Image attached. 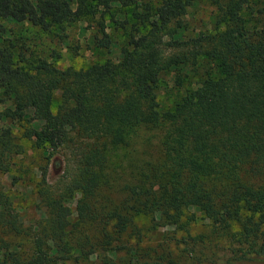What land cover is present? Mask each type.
Instances as JSON below:
<instances>
[{"label": "trees", "instance_id": "trees-1", "mask_svg": "<svg viewBox=\"0 0 264 264\" xmlns=\"http://www.w3.org/2000/svg\"><path fill=\"white\" fill-rule=\"evenodd\" d=\"M199 3L213 9L211 32L183 20ZM77 15L98 18L95 49L113 50L106 17L124 32L115 60L60 69L27 55L6 26L61 32ZM0 106L1 174L16 154L13 126L47 161L72 154L51 184L40 169L44 215L30 226L0 184V264H55L79 243L92 247L79 236L67 248L73 192L76 221L93 219L102 238L143 210L178 229L195 210L224 236L226 264H264V0H0ZM112 189L117 204L98 206ZM8 235L26 237L29 255Z\"/></svg>", "mask_w": 264, "mask_h": 264}, {"label": "rangeland", "instance_id": "rangeland-1", "mask_svg": "<svg viewBox=\"0 0 264 264\" xmlns=\"http://www.w3.org/2000/svg\"><path fill=\"white\" fill-rule=\"evenodd\" d=\"M144 1L155 5L158 0ZM212 12L213 9L210 6L199 3L186 11L183 20L189 31L211 32L213 30ZM77 20V24L73 22L61 32L52 31V33L41 32L27 23L6 26L9 27L10 36L26 49L27 55L54 62L60 69L69 67L78 70L92 63H102L107 59L115 60V47L124 41V32L114 28L107 17L105 18L106 32L110 35L113 48L110 53H107V50L95 49L91 44V37L99 35L96 32L98 18L77 15ZM56 54L59 55L57 61L54 60ZM58 96V91H54L51 103L53 110L58 104ZM161 97L162 94H159V100ZM3 107L0 106V111ZM22 125L28 126L24 123ZM5 126V120L1 118L0 128ZM10 138L16 154L9 158L10 160L4 161L7 173H0V184L10 198L12 210L18 221L27 227L44 215L36 195L41 185L40 169L46 165L45 184H51L64 175L63 164L71 161L72 154L63 150L55 153V157L47 161L40 150L33 148L31 142L22 137V127L13 126ZM136 146L141 153L139 157L144 158L141 152L144 149V142L143 148L138 144ZM104 195L108 203L98 202L100 207L110 208L120 199L119 192L114 189L105 191ZM69 197L70 199L65 201L69 211L68 221L71 225L67 227L69 234L66 240L67 248L71 247L70 239L75 241L79 236L87 242H93V246L81 248L78 242L80 249L71 247L72 250L68 252L69 255L67 254L69 257L65 256L61 262L56 261L55 264H226L228 253L224 248V236L214 231L209 222L195 210L187 212L188 216L193 215L192 222L185 225L184 220H181L179 223L184 226L183 229L164 224L157 218L152 221L151 210L146 212L148 214H144L143 210V213L133 216V226L129 225L119 233L113 232L114 234L108 240L102 238L104 231H101L93 219H87L82 223L76 221L75 204L78 194L73 192ZM109 227L112 231H118L121 225H114V222L110 221ZM5 238L17 246L14 249L22 257L29 255L33 249L28 239L22 235H8Z\"/></svg>", "mask_w": 264, "mask_h": 264}]
</instances>
